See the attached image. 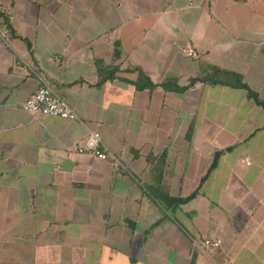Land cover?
<instances>
[{"label": "crops", "instance_id": "obj_1", "mask_svg": "<svg viewBox=\"0 0 264 264\" xmlns=\"http://www.w3.org/2000/svg\"><path fill=\"white\" fill-rule=\"evenodd\" d=\"M218 71L264 102V0H0V264H264V110Z\"/></svg>", "mask_w": 264, "mask_h": 264}, {"label": "built area", "instance_id": "obj_2", "mask_svg": "<svg viewBox=\"0 0 264 264\" xmlns=\"http://www.w3.org/2000/svg\"><path fill=\"white\" fill-rule=\"evenodd\" d=\"M185 56L197 59L198 55L193 50H187ZM22 109L27 114L34 117H51L64 121L77 122L79 121L77 115L51 87L42 85L35 91L22 105ZM79 154L87 153L101 161L114 160L111 153L102 143L101 137L97 133H89L85 139L84 145L78 148ZM220 240L205 241L203 247L205 249L219 247Z\"/></svg>", "mask_w": 264, "mask_h": 264}, {"label": "trees", "instance_id": "obj_3", "mask_svg": "<svg viewBox=\"0 0 264 264\" xmlns=\"http://www.w3.org/2000/svg\"><path fill=\"white\" fill-rule=\"evenodd\" d=\"M116 72H118L117 69L113 70L112 73L108 74L107 77L105 79H102L99 83H104L106 81H111V80H114V76L116 74ZM219 76H224L227 78V80L229 81L228 83H222V82H215V81H212L210 80L209 83H211L212 85H227L231 88H234V89H240V90H244L247 92V97H248V100L250 101H253L255 103V105H257L258 107H260L261 109L264 110V102L261 101L258 96L253 93L242 81V79L237 76V75H234V74H229V73H223V72H216V75L215 77L218 79ZM197 82H205L203 80H192L190 82V85L189 87H192L194 84H196ZM137 90L139 91H142L146 88H153V85L150 83V81L144 77V75H142L141 73L139 74V78L137 80V82L135 83H132ZM162 87L165 89V90H173L175 92H179V93H182V92H185L187 88H178L176 87L175 83H173L172 81H169L168 83H166L165 85H162ZM230 150V149H229ZM223 154V152H219L215 155L214 157V160H213V163L209 169V173L214 170L217 166V162L219 160V158L221 157V155ZM208 173V174H209ZM208 176V175H207ZM207 177H205L206 179ZM203 179V181L205 180ZM203 183V182H202ZM194 198V195H192L191 197L187 198V199H173V198H170L169 196L167 195H164L162 193H159V199L160 201L165 204L166 206H168L169 208H176V207H180L186 203H188L191 199Z\"/></svg>", "mask_w": 264, "mask_h": 264}]
</instances>
